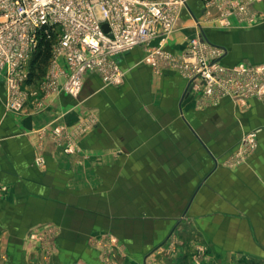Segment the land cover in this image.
Listing matches in <instances>:
<instances>
[{"label":"crops","instance_id":"obj_1","mask_svg":"<svg viewBox=\"0 0 264 264\" xmlns=\"http://www.w3.org/2000/svg\"><path fill=\"white\" fill-rule=\"evenodd\" d=\"M203 2L187 0L163 48L201 33L225 65L264 64V0L254 25L229 27ZM145 54L116 56L120 84L90 74L41 111H7L0 80V264H264V98L202 101ZM247 133L257 146L233 163Z\"/></svg>","mask_w":264,"mask_h":264},{"label":"built area","instance_id":"obj_2","mask_svg":"<svg viewBox=\"0 0 264 264\" xmlns=\"http://www.w3.org/2000/svg\"><path fill=\"white\" fill-rule=\"evenodd\" d=\"M203 1L205 16L217 19L220 26L229 27L232 17L250 25L256 22L251 4L257 0ZM186 6L187 0H0V80L6 110L19 113L32 100L34 110L41 111L44 103L35 96L38 91L76 96L90 74L104 85H118L124 71L116 56L138 47L146 50L145 63L158 71H177L187 90L201 91L203 101L228 97L243 105L250 98H264V64L225 65L226 49L201 33L189 37L179 54L163 48ZM155 38L160 43L149 46ZM52 39L56 43L51 66L37 89L30 90L26 84L31 57L42 40Z\"/></svg>","mask_w":264,"mask_h":264},{"label":"rangeland","instance_id":"obj_3","mask_svg":"<svg viewBox=\"0 0 264 264\" xmlns=\"http://www.w3.org/2000/svg\"><path fill=\"white\" fill-rule=\"evenodd\" d=\"M206 18L210 19V20H214V22H217V19H215V18L214 19L208 18V17H206ZM255 23L256 22H254L251 25H254ZM247 25H250V24L247 23ZM55 43H56L55 39L49 40V42L46 45H44V46L42 45L40 47L39 52L38 53L36 52L37 54L34 53L32 55V57H31L32 63L30 64V66H29L30 68L28 70L33 71V74L31 75V81H29V82L27 81L26 88H28L30 90L37 89V87L39 86L41 81L44 79L49 67L51 66V62L53 60V52H54L53 50H54ZM58 62L63 63V59H61V58L58 59ZM28 78H29V76H28ZM38 93L35 96L37 97V99L42 100L43 103H45V99H47L48 97L54 96L53 94H55V93H49L47 95H44L43 92L40 93L39 91H38ZM201 98H202V96H201ZM30 103H32V105H33L32 100H30ZM246 103L243 104V106H245ZM83 129H85V128H83ZM83 129L81 128V130H83ZM65 133H66V131L59 130L55 134V139H56L57 143L63 147V149L65 150L66 153H70L72 151L70 149L72 147V145H73V147H75V146L71 142L70 137L67 136ZM251 134H253V133H247L239 139V143H238L239 144L238 145L239 152L235 155L234 159L232 160L233 163L244 162L246 160L247 156L249 155V153H252V151L256 148V146H257L256 136L255 135H254V137L250 136ZM195 252H198V251H195ZM197 260L198 259H196L195 261H197Z\"/></svg>","mask_w":264,"mask_h":264},{"label":"trees","instance_id":"obj_4","mask_svg":"<svg viewBox=\"0 0 264 264\" xmlns=\"http://www.w3.org/2000/svg\"><path fill=\"white\" fill-rule=\"evenodd\" d=\"M49 41H44V40H42L41 42H40V44H39V47H38V49L36 50V52L38 53L39 52V50H40V47L43 45H46L47 43H48ZM35 52V53H36ZM36 53V54H37ZM32 62H31V60H30V63H29V66H30V64H31ZM30 68V67H29ZM33 74V71H29V78H28V82L29 81H31V75Z\"/></svg>","mask_w":264,"mask_h":264},{"label":"water","instance_id":"obj_5","mask_svg":"<svg viewBox=\"0 0 264 264\" xmlns=\"http://www.w3.org/2000/svg\"><path fill=\"white\" fill-rule=\"evenodd\" d=\"M104 28H106V25H104ZM204 37V36H203Z\"/></svg>","mask_w":264,"mask_h":264}]
</instances>
